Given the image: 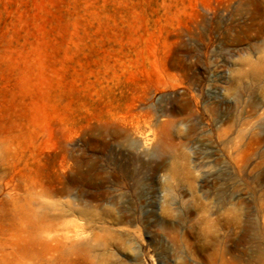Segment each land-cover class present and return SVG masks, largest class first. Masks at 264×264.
<instances>
[{"label":"rangeland","instance_id":"1","mask_svg":"<svg viewBox=\"0 0 264 264\" xmlns=\"http://www.w3.org/2000/svg\"><path fill=\"white\" fill-rule=\"evenodd\" d=\"M0 264H264V0H0Z\"/></svg>","mask_w":264,"mask_h":264},{"label":"bare ground","instance_id":"2","mask_svg":"<svg viewBox=\"0 0 264 264\" xmlns=\"http://www.w3.org/2000/svg\"><path fill=\"white\" fill-rule=\"evenodd\" d=\"M146 144H147V142H146ZM145 146V145H144Z\"/></svg>","mask_w":264,"mask_h":264}]
</instances>
